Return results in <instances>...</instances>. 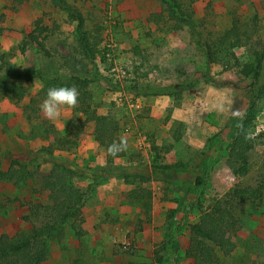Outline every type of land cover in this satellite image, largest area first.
<instances>
[{
  "label": "rangeland",
  "instance_id": "rangeland-1",
  "mask_svg": "<svg viewBox=\"0 0 264 264\" xmlns=\"http://www.w3.org/2000/svg\"><path fill=\"white\" fill-rule=\"evenodd\" d=\"M66 1L71 13L51 0H0V75L8 62L46 80L90 81L99 115L118 120L119 136L126 142L114 164L151 179L141 184L146 198L140 200L136 185L107 177L85 201L80 218L48 242L44 264H161L160 257L162 264H196L186 252L190 227L201 220L216 238L234 245L226 256L213 246L217 264H264V135L252 140L248 173L237 179L214 126L237 124L252 100L251 124L256 117L264 120V57L254 85L253 76L240 71L264 53V0H177L192 12V28L154 19L153 14L166 17L161 0ZM77 12L96 43L93 61L79 47ZM29 35L43 46L28 40ZM208 50L215 53V62L208 61ZM113 64L126 71L123 90L113 89L105 75ZM43 88L35 78L22 102L0 100L1 169L6 171L15 159L29 174L26 182L0 183V236L11 239L42 225L29 206L47 202L44 178L52 160H71L82 170L107 164L94 138L96 124L85 126L76 146L57 150L56 140L65 134L73 112L63 107L58 119H47L40 109ZM30 103L37 106L32 121L27 119ZM177 130L181 139L174 142ZM153 144L171 150L158 156ZM37 151L50 156L24 161V153ZM179 163L195 172L161 169ZM88 182L84 176L72 180L83 190ZM216 201L230 210L224 224L212 215ZM170 237L176 243L169 253L164 246Z\"/></svg>",
  "mask_w": 264,
  "mask_h": 264
},
{
  "label": "trees",
  "instance_id": "trees-1",
  "mask_svg": "<svg viewBox=\"0 0 264 264\" xmlns=\"http://www.w3.org/2000/svg\"><path fill=\"white\" fill-rule=\"evenodd\" d=\"M51 3L65 12H72V8L66 0H51ZM161 9L166 13V17L153 14L154 19H164L167 22H176L192 28V12L184 10L177 0H161ZM75 19L77 20L76 30L80 35L79 47L82 49L84 57L89 61H93L96 43H91L88 30H83L85 20L79 12L76 13ZM37 30L40 31L41 29ZM28 40L38 43L41 47L43 46V44L37 42L38 40L34 35H29ZM208 51V61L215 62L217 59L215 53L211 50ZM263 57L264 53L256 57L254 64H246L241 67V75L245 77L253 76V85L259 79ZM103 59L106 61V58ZM3 65L6 73L0 75V100L3 97H9L16 104L22 102L27 96L29 83L35 78L40 79L44 84V88L39 94L41 98L46 95L50 87L76 86L79 91L78 103L75 107H70L73 117L67 122L65 134L57 138L56 148L58 151L70 150V148L77 145L78 138L84 132L85 126L88 123L95 122L94 138L98 146L104 150L106 157L107 164L104 167L92 170H82L71 160L61 162L52 160L53 167L49 175L44 178V186L49 193L47 202L44 205L29 206L32 215L43 219L42 225L39 227L33 226L28 233L21 234L14 239L9 238L7 235L0 236V264H44L50 255L48 242L58 239L65 226L80 218L85 201L107 177H118L128 185H136V195L140 200L146 198V192L141 188V184L145 185L151 177L142 176L137 172H129L127 168L114 164L116 155L109 154L108 147L114 142L124 141L119 136L120 124L111 115H99V105L94 103L92 92L89 90L90 81L77 77L46 80L35 73L19 71L11 63L5 62ZM235 66H239V63L235 62ZM164 93L168 94L166 92L162 94ZM33 101L35 103L37 100ZM30 105L33 107V104L30 103ZM34 107L27 115L28 121H32V115L37 114V106L35 109ZM253 112L252 100L237 123L232 142L227 145V165L232 175L237 179L245 177L249 169L247 154L253 149V144L248 135V130L254 117ZM179 129H181V126H179ZM173 138L174 142L180 141L181 133L179 130L175 132ZM152 150L159 156L163 151L168 154L171 147L160 148L153 144ZM41 154L50 156V153H42V151L28 152L22 156L24 161H33ZM206 160L203 161V164ZM161 169L165 172H179L188 169L195 172L192 167L182 163L162 166ZM28 175L23 164L15 159L11 161L6 171L2 170L0 165V183L26 182ZM82 176L89 180L87 188L84 190L72 183L73 178ZM136 177H141L142 180L136 182ZM147 195L150 196V193H147ZM212 210L215 211V215L212 214L214 218L219 223L224 224L226 215H229L230 210L224 208L221 201H216ZM190 228L191 235L186 257L194 260L196 264H217L219 260L214 247L224 250L225 256L234 249V245L230 242L216 238L202 220ZM166 243V246H164L165 252H172L176 242L170 237ZM158 260L162 264L164 258L160 257Z\"/></svg>",
  "mask_w": 264,
  "mask_h": 264
},
{
  "label": "clouds",
  "instance_id": "clouds-1",
  "mask_svg": "<svg viewBox=\"0 0 264 264\" xmlns=\"http://www.w3.org/2000/svg\"><path fill=\"white\" fill-rule=\"evenodd\" d=\"M79 91L76 86H59L48 88L40 105L44 116L49 120L60 117L63 107H75L78 103ZM126 148V142L112 143L108 147L109 154L116 155Z\"/></svg>",
  "mask_w": 264,
  "mask_h": 264
},
{
  "label": "built area",
  "instance_id": "built-area-1",
  "mask_svg": "<svg viewBox=\"0 0 264 264\" xmlns=\"http://www.w3.org/2000/svg\"><path fill=\"white\" fill-rule=\"evenodd\" d=\"M105 57L107 58L109 55L106 54ZM105 75L110 77V82L113 89H124L127 74L121 65H109L107 71H105ZM121 96L123 95L121 94ZM262 135H264V120L258 119V117H256L255 121L250 126L249 137L251 140L257 141Z\"/></svg>",
  "mask_w": 264,
  "mask_h": 264
},
{
  "label": "crops",
  "instance_id": "crops-1",
  "mask_svg": "<svg viewBox=\"0 0 264 264\" xmlns=\"http://www.w3.org/2000/svg\"><path fill=\"white\" fill-rule=\"evenodd\" d=\"M66 116H67L66 118L69 119L71 117V113H67ZM88 124H95V122H91ZM237 125L238 124H214V126L220 130L223 143H226V145L232 142V138L235 133V128L237 127ZM228 135H230V137H228Z\"/></svg>",
  "mask_w": 264,
  "mask_h": 264
}]
</instances>
